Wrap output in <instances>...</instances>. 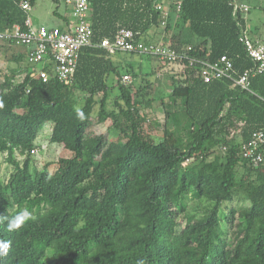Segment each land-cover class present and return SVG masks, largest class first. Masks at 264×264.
<instances>
[{
  "label": "trees",
  "instance_id": "1",
  "mask_svg": "<svg viewBox=\"0 0 264 264\" xmlns=\"http://www.w3.org/2000/svg\"><path fill=\"white\" fill-rule=\"evenodd\" d=\"M89 1L92 45L81 50L72 83L31 76L27 50L12 56L26 62L23 77L0 79V160L9 168L0 175V240L10 242L0 264H264V144L258 164L241 155L264 128V74L247 90L229 79L205 82L199 64L185 60L228 55L240 73L255 66L242 34L263 35L247 29L236 0L171 3L164 27L159 0ZM26 16L16 0H0V30ZM120 27L146 42L161 27L183 53L166 96L148 91L168 62L128 53L159 61L143 71L142 63H115L113 54L127 52L100 47ZM124 74L141 82L124 83ZM155 102L165 113L159 140L147 111ZM106 122V133L90 132ZM44 126L70 155L36 170ZM23 211L30 218L9 230Z\"/></svg>",
  "mask_w": 264,
  "mask_h": 264
},
{
  "label": "built area",
  "instance_id": "2",
  "mask_svg": "<svg viewBox=\"0 0 264 264\" xmlns=\"http://www.w3.org/2000/svg\"><path fill=\"white\" fill-rule=\"evenodd\" d=\"M27 14L23 24H14L0 30V41L9 42L27 48L26 61L34 65L31 76L47 82L55 77L67 84L72 83L77 70L81 50L92 45L93 30L88 22L90 11L89 0H63L70 7L68 15L71 22L66 29L49 28L36 25L30 16L32 5L30 0H16ZM178 9L181 0H159L157 10L160 11L161 26L164 27L169 16V4ZM248 11L246 5L235 4V9ZM241 40L248 56L255 62L253 68L236 73L233 60L222 55L213 61L187 58L191 65L198 63L200 73L205 82L213 79H229L233 85L250 90V78L256 74H264V36H256L244 31ZM100 47L110 53L127 52L150 55L169 65L179 64L180 70L185 67L184 55L168 42H146L137 39L135 33L126 27H120L113 38H103ZM130 74H124L122 81L130 83ZM264 144V128L252 131L249 139L241 146V155L258 164L263 160L260 147ZM38 152L34 149L33 153Z\"/></svg>",
  "mask_w": 264,
  "mask_h": 264
},
{
  "label": "rangeland",
  "instance_id": "3",
  "mask_svg": "<svg viewBox=\"0 0 264 264\" xmlns=\"http://www.w3.org/2000/svg\"><path fill=\"white\" fill-rule=\"evenodd\" d=\"M59 3H56L54 0H36L34 4L33 10L30 12V16L35 23L44 24L49 27H55L61 23V18L54 13L55 9H58L59 12L64 11V4L62 0H59ZM239 5L248 6L249 10L244 12V17L246 19V27L249 31H253L256 34L264 35V0H236ZM170 39V37H168ZM167 41H170V40ZM3 43V42H2ZM1 44V42H0ZM2 49H0V79H9V78H17L21 79L24 75V69L26 62L17 63L12 56L17 55L25 49L24 46H10L7 44L2 45ZM113 59L115 62L124 61L126 62H136L142 61L143 71H148L153 69L155 66H158L157 63L159 61L155 58H140L136 55H130L128 53H117L113 55ZM167 67L161 68L158 76V80L153 83L152 88L148 91L149 96H166L169 93V74L178 73L180 68L179 64L176 65H165ZM19 70V72H18ZM14 71H16L17 76H14ZM149 78L154 79V75H149ZM133 82L138 85L141 81L140 78H133ZM156 117L154 120L156 122L153 136L156 140L161 139L162 137V126L165 117L163 107L155 102L154 106L150 110ZM110 122L106 123H94L90 128V132L93 134L98 133H106L108 130V126ZM44 129L41 131L40 135L37 139L38 144V152L34 153L32 166L33 169L42 170L46 166V164L50 162H55L61 157H66L70 155V151L65 149L62 145L57 143H52L50 141V127L44 126ZM110 137H115L116 134L114 132H110ZM18 159L23 160L24 156L17 155ZM49 171L53 170L52 166L48 167ZM9 168L7 163L0 160V175L2 177H8ZM182 225L185 224V219H181Z\"/></svg>",
  "mask_w": 264,
  "mask_h": 264
},
{
  "label": "crops",
  "instance_id": "4",
  "mask_svg": "<svg viewBox=\"0 0 264 264\" xmlns=\"http://www.w3.org/2000/svg\"><path fill=\"white\" fill-rule=\"evenodd\" d=\"M62 2L64 4V11H63V13L62 12H59L58 9H57V13L54 12L56 15H58L61 18V23L59 25L55 26V27H59L61 29H66L67 25L71 22V19H70L69 15H68V12H69L70 7L68 5H66L63 0H62ZM33 8H34V5H32V10H33ZM33 23L36 24V25H44V24L35 23L34 21H33ZM45 26H47V25H45ZM47 27H49V26H47ZM49 28H52V27H49ZM147 37L149 39H151V41H154V42H160V41L165 42L163 40V32H162V28L161 27L158 28V29H151L149 31V33L147 34ZM26 50H27V48L25 47V49H23L21 51H24V53H25ZM113 55H115V54H113ZM112 58H113V56H112ZM115 63H117V62H115ZM126 63H134V62H126ZM141 63H142V61H136L134 64L137 66V65H139ZM157 65H159V64L157 63ZM164 68H165V70H167L166 69L167 67H164ZM158 74L160 75V73H158Z\"/></svg>",
  "mask_w": 264,
  "mask_h": 264
},
{
  "label": "clouds",
  "instance_id": "5",
  "mask_svg": "<svg viewBox=\"0 0 264 264\" xmlns=\"http://www.w3.org/2000/svg\"><path fill=\"white\" fill-rule=\"evenodd\" d=\"M0 106H2V103H0ZM30 215L31 214L28 211H23L15 217L11 218L8 223L9 230L18 229L19 227H21V225L30 218ZM9 244L10 242L0 240V256H4L7 254Z\"/></svg>",
  "mask_w": 264,
  "mask_h": 264
}]
</instances>
